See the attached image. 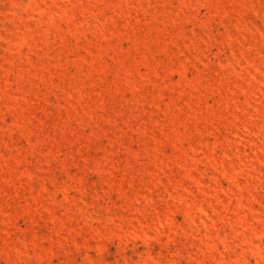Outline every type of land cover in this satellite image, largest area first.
<instances>
[{"label": "rangeland", "instance_id": "1", "mask_svg": "<svg viewBox=\"0 0 264 264\" xmlns=\"http://www.w3.org/2000/svg\"><path fill=\"white\" fill-rule=\"evenodd\" d=\"M0 264H264V0H0Z\"/></svg>", "mask_w": 264, "mask_h": 264}]
</instances>
